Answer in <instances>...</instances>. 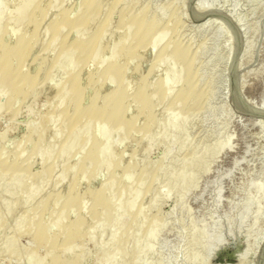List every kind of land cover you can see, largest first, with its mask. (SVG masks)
Instances as JSON below:
<instances>
[{"label":"bare ground","instance_id":"bare-ground-1","mask_svg":"<svg viewBox=\"0 0 264 264\" xmlns=\"http://www.w3.org/2000/svg\"><path fill=\"white\" fill-rule=\"evenodd\" d=\"M179 1L172 9V4L152 3L136 8L139 0H0V113L33 114L42 97L50 108L28 123L17 144H8L0 132V241L7 257L18 264H85L96 253L94 264L169 263L157 248L170 222L158 223L156 213L150 218L146 198L150 195L152 208H159L171 194L177 208L191 215L184 200L211 163L231 148L222 131L202 147L189 139L187 123L205 110L211 88L201 87L205 43L193 52L175 37L188 2ZM207 2L200 0L198 14L214 11ZM229 49L231 59L234 48ZM145 64H150L146 72ZM179 110L183 114L176 116ZM225 116L216 121L221 129L229 124ZM143 142L148 147L142 148ZM156 142L165 152L151 170L136 159ZM184 150L190 153L181 159ZM37 159L43 168L35 173ZM135 176L144 188L125 199L141 187ZM250 187L231 227L226 225L248 237L264 209L263 186ZM133 208L136 214L124 217ZM197 221L190 224L189 239L184 224L176 226L178 241L189 250L178 242L174 264H209L222 248L219 222L215 233ZM22 234L31 244L19 243ZM255 241L259 245L262 237ZM201 249L204 256L197 255ZM236 264H247L245 257Z\"/></svg>","mask_w":264,"mask_h":264},{"label":"rangeland","instance_id":"rangeland-1","mask_svg":"<svg viewBox=\"0 0 264 264\" xmlns=\"http://www.w3.org/2000/svg\"><path fill=\"white\" fill-rule=\"evenodd\" d=\"M139 1L136 8L150 3L161 8H166L172 4V9H178L181 5L179 0ZM206 1L214 11L200 15L197 12L200 0H188L183 9L185 13L182 10L180 12L181 28L175 34L176 39L182 46L189 47L193 52L202 43H205V51L202 54L201 61H199V67L203 75L201 87L206 88V86H209L211 88V96L205 105V110L199 112L187 123L188 136L194 144L202 147L211 144L222 131L223 136L230 137L231 148L225 149L216 158L215 162L211 163L210 171L199 178L198 186L191 190L184 200V206L188 207L187 209L191 215H184L177 208L176 199L171 194L164 198L159 208H152L150 204L152 197L149 195L145 200V206L148 207L145 208L150 218L155 216V213L157 214L158 223L163 218H167L170 222L168 223L169 226L167 225L168 233L165 232L161 235L164 242L161 243L160 240V247L157 248L158 251L160 249V252L164 251L169 260L168 264H174L172 258L175 252L178 251L177 248H180V245H178L180 239L175 234V228H177L179 222H182L184 217L189 218L186 220L184 218V223L182 222L186 232L190 230V224L195 220L200 221L205 226H210L209 228L213 229L214 232L218 226L215 225L218 222L224 228V234L222 233L224 237L223 246L211 258L209 264H236L240 256L245 257L247 264H264V209L258 221V226H256L257 228L251 232L249 237L247 232L240 234L235 229L232 232L235 234L233 236L231 231L228 230L231 227L229 225L230 221L235 219L234 217L237 216L241 204L244 203L248 197L247 195L251 194L252 190L249 191L250 194L248 193V190L252 189L250 186L261 184L264 188V0ZM108 2H113V0H108ZM130 9L128 8V10ZM172 9L170 8V11ZM9 16L15 18L16 12H10ZM210 18L211 21H208ZM230 35L234 37L233 41L229 40ZM229 48H234V55L231 59L229 52L232 49ZM156 50L153 51V56L157 52ZM75 59H77V56H75ZM72 66L73 64H70L69 69L67 68L68 72L72 71ZM149 67L150 64H145L143 70L146 72ZM164 68L165 65L159 69L163 71ZM151 79L154 80L155 76ZM65 81L66 79L59 84L63 86L62 83H65ZM208 81L209 83H207ZM38 105L33 114L22 111L11 116L1 111L0 132L7 134L8 144H17L27 134L28 123L37 122L50 112L47 98L42 97ZM226 110H228L229 124L225 129H221L216 121L217 119L222 120V117L223 119L226 118ZM222 113L224 116H222ZM177 114L182 115L183 113L179 110L178 113L176 112V116ZM93 126L94 124L91 128ZM144 147H148L146 142L142 143V148ZM164 152V144L156 142L151 147L149 146L147 153H140L136 160L141 166L148 164L151 170H155L162 160ZM189 153V150H184L180 153L179 158L184 159ZM42 168L43 164L40 163L39 159L32 165V171L35 173L40 172ZM134 182L140 184L139 177L135 176ZM98 185L99 181H96L95 186ZM141 187L135 188L136 192H134L135 189L130 190L129 193L132 191L133 195L127 193L125 199L130 196H137L140 191L142 192L144 185H141ZM217 187H219L218 190H216ZM218 191L220 192L219 196H217ZM137 192L139 193L137 194ZM217 199L219 200V203H216L218 205L215 204ZM138 202H140V199ZM260 205L264 208L263 202ZM135 208L127 210V212L123 210V214L126 212L124 217H133L137 211ZM252 219L251 217L248 220L249 223ZM200 222L199 224H201ZM226 225L229 227L227 228ZM189 232L186 233L187 239L190 238ZM214 232L211 231L215 234L216 232ZM2 234L3 231L0 229V237ZM15 235V232L11 231V236ZM260 237H262V241L259 245H256L255 240ZM18 239L23 246H28L32 242L31 237L25 234L19 236ZM180 242L179 244H181ZM162 244H166L163 249L161 248ZM187 245V243L185 245L184 243L181 244L188 251L189 247L186 248ZM197 255L204 256L205 251L201 249ZM7 256H9L7 248L0 241V264H18L17 260L15 262V259L12 260L11 257ZM97 257L96 253L91 254L85 259V264H94Z\"/></svg>","mask_w":264,"mask_h":264}]
</instances>
